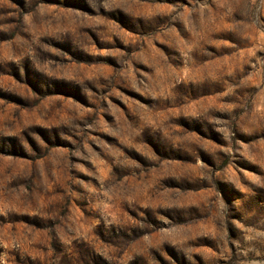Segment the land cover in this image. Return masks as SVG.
Wrapping results in <instances>:
<instances>
[{
	"label": "rangeland",
	"instance_id": "1",
	"mask_svg": "<svg viewBox=\"0 0 264 264\" xmlns=\"http://www.w3.org/2000/svg\"><path fill=\"white\" fill-rule=\"evenodd\" d=\"M0 264H264V0H0Z\"/></svg>",
	"mask_w": 264,
	"mask_h": 264
}]
</instances>
